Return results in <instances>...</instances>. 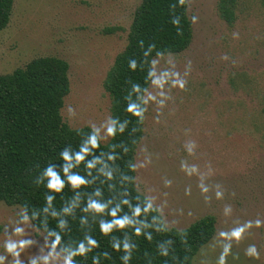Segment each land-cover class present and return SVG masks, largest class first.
Returning <instances> with one entry per match:
<instances>
[{
  "label": "rangeland",
  "instance_id": "1",
  "mask_svg": "<svg viewBox=\"0 0 264 264\" xmlns=\"http://www.w3.org/2000/svg\"><path fill=\"white\" fill-rule=\"evenodd\" d=\"M141 2L15 0L10 23L0 32V75L36 58L64 59L70 66L71 87L62 109L64 122L72 128L90 120L99 122L111 114V97L104 81L128 43ZM218 2L188 0L189 18L196 15L198 22L193 24L190 47L173 55L181 72L187 61L192 63L188 91L172 90L173 99L160 123L153 119L154 107L150 109L136 152V161L143 159L141 149L146 145L153 156V164L136 173L138 185L142 190L152 189L158 202L167 200L165 215L177 229L210 214L217 217V228L230 226L236 218L264 217V0H241L233 26L221 18ZM111 27L121 29L105 32ZM165 66L162 60L161 67ZM69 106L76 109V116ZM185 129H191L190 133ZM188 139L198 145L195 157L184 152ZM182 158L198 164L205 173L210 165L207 182L223 187L224 200L213 197L205 203L196 177L180 171ZM165 176L173 180L171 188L163 186ZM187 185H191V196L184 194ZM226 204L233 208L231 218L223 216ZM189 211L192 216L187 215ZM12 215V208L0 202V221ZM32 235L38 244L29 251L35 253L43 237ZM248 243L261 247L259 261L244 257ZM235 250L240 252L241 264H264V229H253Z\"/></svg>",
  "mask_w": 264,
  "mask_h": 264
},
{
  "label": "clouds",
  "instance_id": "2",
  "mask_svg": "<svg viewBox=\"0 0 264 264\" xmlns=\"http://www.w3.org/2000/svg\"><path fill=\"white\" fill-rule=\"evenodd\" d=\"M186 4L187 0H176L171 8ZM170 21L182 36L180 16L173 15ZM197 22L198 17L192 15L190 23ZM233 36L238 37V33ZM137 43L140 57L128 58L127 66L131 72L144 73L143 83L129 81L123 96L126 115L108 114L99 122L90 120L74 128L79 138L75 146L65 143L55 158H49L43 166L39 163L34 166L37 171L30 184L33 191L40 192L42 202L38 206L27 200L9 205L13 215L0 221V236L3 237L0 239V264H133L139 259L143 264H241L240 252L235 249L253 234V229H264V217L259 215L255 219H232L230 226H214L212 235L194 255H181L178 246L189 252L192 250L190 231L173 229L164 212L167 200L158 202L159 197L152 189L140 188L135 175L121 172L117 163L121 152L116 150V138L124 136L133 123L144 131L153 107V119L160 123L173 99L172 90L188 91L192 70L189 60L181 72L172 53L166 48L158 49L154 42L146 47L143 39ZM162 60L165 67H161ZM115 103L119 105L120 100ZM69 110L76 116L75 108L69 106ZM190 131L185 129L186 134ZM121 145L122 153L127 155L129 148L123 142ZM197 148L192 139L183 144L188 157H195ZM141 150L143 159L127 164L131 173L153 164L148 147L144 145ZM56 161L62 163L58 165ZM179 168L185 176L196 177V186L205 203H210L213 197L224 200L223 187L207 182L212 172L210 165L205 173L198 164L182 158ZM162 183L165 188H171L173 180L165 176ZM106 191L111 195H105ZM68 192L71 195H67ZM184 194L191 196V185L185 186ZM179 211L184 215L183 209ZM187 215L193 213L189 211ZM223 216H233L231 205L224 206ZM50 221L55 222V227H50ZM33 233L43 237L35 253L29 251L38 244ZM154 234L163 238L154 241ZM143 241L154 242V250L142 251ZM261 251L256 243H248L243 255L259 261ZM213 253L214 256L210 255Z\"/></svg>",
  "mask_w": 264,
  "mask_h": 264
},
{
  "label": "trees",
  "instance_id": "3",
  "mask_svg": "<svg viewBox=\"0 0 264 264\" xmlns=\"http://www.w3.org/2000/svg\"><path fill=\"white\" fill-rule=\"evenodd\" d=\"M14 1L0 0V32L10 23ZM240 1L218 2L219 14L230 26L237 20L236 11ZM175 3L176 0H142L137 7L128 43L116 57L104 81V88L111 97V114L126 115L123 113V96L129 81L143 83L144 73L139 70L131 72L127 66L128 58L140 57L141 49L137 43L140 39L145 41V47L154 42L158 49L166 48L172 55H179L190 47L194 31L187 10L188 0L183 7L171 8ZM173 15L180 16L182 36L171 24L170 17ZM120 29L111 27L105 32L115 33ZM69 68V63L64 59L40 57L10 74L0 75V202L8 206L24 200L38 206L42 202L41 194L33 191L30 184L37 171L34 166L37 163L43 166L49 158H55L65 143H73L74 146L78 143L74 128L65 123L62 117L65 99L71 89ZM116 100H120L119 105L115 103ZM139 128L134 123L129 125L126 134L115 141L118 145L116 150L121 152V159L117 161L121 172L135 176L136 173H131L127 164L136 161L137 148L145 133ZM121 142L129 148L127 155L122 153ZM56 163L59 165L62 161ZM117 175L119 178V173ZM105 195L111 194L106 191ZM214 226L217 228V217L210 214L187 227L192 250L189 252L178 246L180 254L194 255L212 235ZM50 227H55L54 221H50ZM162 238V235L154 234V241ZM141 247L142 251H151L155 243L143 241ZM133 264H143V260H134Z\"/></svg>",
  "mask_w": 264,
  "mask_h": 264
}]
</instances>
